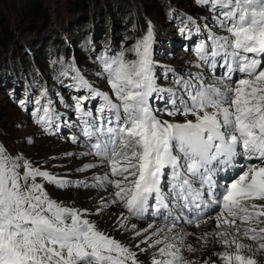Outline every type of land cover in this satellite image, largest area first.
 <instances>
[{
    "label": "snow or ice",
    "instance_id": "6c2138e0",
    "mask_svg": "<svg viewBox=\"0 0 264 264\" xmlns=\"http://www.w3.org/2000/svg\"><path fill=\"white\" fill-rule=\"evenodd\" d=\"M194 2L212 23L194 49L198 71L185 78L166 70L173 86L157 83L151 29L128 50L134 59L124 50L99 57L96 75L110 93L74 64L62 70L88 93L65 107L83 137L72 142L93 158L77 171L102 169L92 183L50 173L0 144V264H264V0ZM46 97L45 89L18 104L32 103L31 115L54 135L59 114L50 100L41 104ZM48 186L101 189L109 198L95 213L112 205L124 211L109 232ZM146 217L163 223L131 222Z\"/></svg>",
    "mask_w": 264,
    "mask_h": 264
},
{
    "label": "rangeland",
    "instance_id": "374dc122",
    "mask_svg": "<svg viewBox=\"0 0 264 264\" xmlns=\"http://www.w3.org/2000/svg\"><path fill=\"white\" fill-rule=\"evenodd\" d=\"M35 4H38V7ZM208 15L210 17V13L194 0H0V16L3 17L0 18V23L3 19L5 21L3 25L8 26L9 24L17 40L20 41L18 46L7 44L8 49L16 50L20 56L26 58L19 47L21 42L29 45V42L42 37L48 42L49 47H46L48 52H54L44 55L45 49H43L36 56L33 48L28 47L27 52L34 59L33 67H44L46 71L43 73L38 70L37 73H30L32 76L27 81L14 82L17 88L15 90L9 81L6 87L0 90V144H3L9 152L22 154L34 161L43 170L69 179L71 175L66 172L65 162L61 161L60 152L52 147L51 140L69 142L68 139L73 136V133L67 126L66 120L69 118L79 121V118L73 108L65 107V104H73L72 97L74 96L88 94L87 90L77 91L72 86L74 81L71 79V73L67 77L61 75L62 70L72 63L73 55L78 58L75 66L79 68L80 74L96 89L110 93L106 78L96 75L101 71L99 57L104 55L110 57L124 50L126 59H134L135 54L128 50L151 29L153 35L156 32L160 33L155 35L152 52L154 61H157L155 71L160 77L157 83L163 87H171L174 73L166 70L174 69L175 75L179 76L176 71H180L185 59L177 57V54L167 46L166 33L177 47L181 42H188L192 37L174 39L172 31L181 33L180 28L185 26L189 28L190 25L199 23L203 16ZM189 16H193L191 18L195 23L188 20ZM85 18H88L87 22H80ZM74 22L82 24L74 25ZM55 25L57 29L54 28ZM79 25L84 28L81 33H79ZM50 30L52 33L55 30L60 34L59 41L60 39L62 41L60 46L55 44L52 48L50 47L51 42L49 43L48 39L52 34ZM202 31L201 27L198 33L199 38L205 35ZM139 32H145V34L139 38ZM194 43V39L188 42L184 54L186 59L187 55L195 56ZM161 47L167 51V55L161 54L163 52L159 51ZM5 50V47H0V56ZM2 57L5 56L2 55ZM8 61L10 59L4 60V64ZM65 61H67L66 64ZM165 75L167 79L164 78ZM1 84L0 81V86ZM45 89L47 97L41 101V104L45 105L46 101H51V107L59 114L56 123L59 124L58 128L63 130L64 138H57V128H53L55 129L54 137L44 131L43 127L36 122V118L31 115L35 108L32 103L27 105V109L21 108L18 104L21 99L39 98ZM98 103L99 98H96L88 106L95 111ZM156 106L162 107L163 102L156 101ZM72 151L73 156L78 153L75 148ZM79 162H83V159ZM48 187L54 198L59 197L54 194L55 191H63L52 186ZM88 208L94 213V208L89 206ZM108 217H112L110 213L107 214L106 218ZM89 219H91L90 216ZM101 220H103L102 214L95 221L97 225ZM101 224L105 225L104 222Z\"/></svg>",
    "mask_w": 264,
    "mask_h": 264
},
{
    "label": "bare ground",
    "instance_id": "6f19581e",
    "mask_svg": "<svg viewBox=\"0 0 264 264\" xmlns=\"http://www.w3.org/2000/svg\"><path fill=\"white\" fill-rule=\"evenodd\" d=\"M183 39H185V38H183ZM193 57L187 55V61L184 64L186 65L185 67L187 69H193L194 72H196V71H198V69H196L194 67V64L197 61V58H196V56H193ZM199 71L207 72V69L202 68V69H199ZM66 121H67V126L70 127V129H71V133H73V136H77L79 138V140H83V137L80 135V129L78 127L79 121L71 120L69 118H67ZM70 129H68V130H70ZM60 131H61V134H60ZM56 135H57V138H64L63 130H60L58 128ZM54 136L55 135H51V137H54ZM72 137L69 138L68 139L69 142H66V143H63L62 141H58V140L53 139V140H51L52 147L56 151L60 152L59 157H60L61 161L65 162L66 172L69 175H71L69 177V180L83 181V180L87 179L89 183H92L93 181L91 180V177H92L93 173H99L102 171V169H91V170L86 171V172L77 171V169L82 167L83 164L92 162L93 158L89 157V156H84L83 153L86 151L85 146L80 142L73 143ZM74 148L77 149V152L79 154L77 153L76 155L73 156L72 150ZM68 154H71V155H68ZM82 159H83V162H79V161H82ZM62 190L63 191L57 190L54 192V194L59 196V197L55 196L56 198L71 200L76 206H79L82 208H88V206H89V207L96 209L99 207V201H100L101 197H103L105 200H107L109 198V194L107 191H104V193H106L105 195H100L96 191L91 190V188L70 187V188L66 189L65 191H64V189H62ZM115 208H116V206L112 205V206L104 209L103 211L99 212L98 214L95 212L92 213V211H91L92 209H90V208H88V209L92 213L90 215V218L94 219V221H96L101 216V214L103 215V220H101L100 223L97 225L98 227L101 228V226H102L101 223L104 222L106 225L110 226V232H113V229L115 227L113 213L117 211ZM108 213H110L112 217L106 218ZM193 230H195V229L191 228L189 231H193ZM195 231H199V230H195ZM114 233H116V232H114ZM116 236H117V238H121V233H120V235H116ZM123 236H125V237L128 236V233H123Z\"/></svg>",
    "mask_w": 264,
    "mask_h": 264
},
{
    "label": "trees",
    "instance_id": "16d2710c",
    "mask_svg": "<svg viewBox=\"0 0 264 264\" xmlns=\"http://www.w3.org/2000/svg\"><path fill=\"white\" fill-rule=\"evenodd\" d=\"M36 7H38V4H35ZM39 9L40 5H39ZM0 18H3L0 16ZM86 19V18H85ZM82 20L80 22L84 23L85 21H88V18L86 20ZM5 21H3V19L1 20L2 25H0V47H5L6 50L4 51V54H2L5 57H2V55L0 56V81L2 83L1 86H5V84L7 83V80H9L10 77L13 78L12 81H14V79L17 78H21L24 79L26 77V74H29L28 72L30 71H35L36 69L33 68V62H32V57L29 56V53L27 52V47H32L34 54L39 55V53L45 49V51L43 52L44 55H49L50 53H52L51 51L48 52L46 47L48 46V42L44 39V38H39L38 40L34 41V42H29V45H27V43H22L21 45H19L20 49L22 50L21 53L25 55L26 58L20 56L16 50H10L8 49L7 44H12V45H17L20 42L19 40H17V36L16 34H14V32L11 30V27L9 26V24H7L8 26L3 25ZM82 23H78V22H74V25H78V24H82ZM97 24V23H96ZM57 25H55V29H57L56 27ZM80 26V25H79ZM84 28H82V25L80 26V32L83 30ZM50 32L52 33V30H50ZM80 35V34H78ZM59 36L60 34L58 33V31L53 30V33L51 34L50 37H48L49 39V43L51 42V48L56 44L57 45H61V39L59 41ZM3 37V38H2ZM82 43V42H80ZM27 45V46H26ZM39 45V46H38ZM41 50H38V48ZM10 50V51H9ZM8 56V57H7ZM10 59V61H8L7 63L4 64V60H8ZM24 73V74H23ZM2 89V87H0V90Z\"/></svg>",
    "mask_w": 264,
    "mask_h": 264
}]
</instances>
